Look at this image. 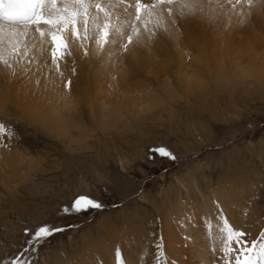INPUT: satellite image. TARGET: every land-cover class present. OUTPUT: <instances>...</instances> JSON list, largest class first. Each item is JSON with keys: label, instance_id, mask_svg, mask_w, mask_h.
Segmentation results:
<instances>
[{"label": "rangeland", "instance_id": "1", "mask_svg": "<svg viewBox=\"0 0 264 264\" xmlns=\"http://www.w3.org/2000/svg\"><path fill=\"white\" fill-rule=\"evenodd\" d=\"M100 2L120 31L112 29L110 42L90 51L105 17L100 12L93 21L97 9L89 7L87 36L83 19L77 24L84 58L75 59L72 49L54 60L50 36L33 28L15 38L3 34L12 57L48 59L65 80L69 64L65 86L76 100L67 112L57 104L50 117L39 103L30 115L16 96L0 104V122L15 132L0 135V264H120L118 251L125 264H235V254L223 251L225 221L259 251L264 0L161 5L139 21L136 0ZM140 39L135 61L130 53ZM212 54L224 65L220 83ZM117 72L126 93L113 90L116 100L108 102L99 84H114ZM68 119L65 126L59 121ZM80 194L103 207L62 211ZM45 223L63 231L33 239ZM190 243L208 254L192 257Z\"/></svg>", "mask_w": 264, "mask_h": 264}, {"label": "snow or ice", "instance_id": "2", "mask_svg": "<svg viewBox=\"0 0 264 264\" xmlns=\"http://www.w3.org/2000/svg\"><path fill=\"white\" fill-rule=\"evenodd\" d=\"M237 2H240V0H237ZM245 2L252 4L253 0H245ZM176 3L188 6L191 0H155L150 5L142 3V0H136L134 5L136 10L135 19L137 21L141 20V13H144L147 17H151L157 7ZM92 6L97 9L93 21L99 17L100 12L104 13L105 20L102 28L101 25H96L98 29H101L98 43L103 47L110 42L109 36L111 30L114 29L116 32H119L120 29L114 25L110 26L109 17L111 14L102 6L100 0H0V41H2L5 31H7L10 38H15L27 35L28 30L33 28L35 32L39 33L41 38L46 35L51 36V42L54 45L53 58L54 60L57 58V53L62 58L70 54L69 44L65 38V34L69 31V26H71L73 35L79 39L80 31L77 29V24L79 19L82 18L85 25L83 33L87 36L88 29L86 25L90 15L88 9ZM167 10L169 13L172 11L170 7ZM133 32L137 33L138 29L133 28ZM127 40L131 43L132 36H128ZM124 47L126 50L127 44ZM12 50H16L15 44H13ZM0 61L7 64V60L4 59L3 55H0ZM0 135L14 136L15 132L8 125L0 122ZM155 151L164 156H172L171 152L164 147H159ZM101 207H103L101 202L91 197L90 194H80L70 206H65L62 211L65 213H78L86 211L89 208ZM60 231H63V229L45 223L35 229L33 239H43ZM222 231L226 233L222 237L223 251L225 255L235 254V264H264V243L259 245V251H257V242L255 240L249 242L245 238L246 233L233 228L227 221H225ZM261 235L264 236V233ZM249 244H251V247H249ZM118 258H120V264H125V260L120 256L119 251ZM228 264H231V261Z\"/></svg>", "mask_w": 264, "mask_h": 264}, {"label": "bare ground", "instance_id": "3", "mask_svg": "<svg viewBox=\"0 0 264 264\" xmlns=\"http://www.w3.org/2000/svg\"><path fill=\"white\" fill-rule=\"evenodd\" d=\"M121 1L128 2L130 0H121ZM146 1H148V0H146ZM134 2H135V0H134ZM121 8H123V7H121ZM82 22H83V20H82ZM49 38H50L49 39L50 46L53 50L54 45L51 42V36ZM65 38L69 44L70 51L72 49L74 51V55H73L74 58L75 59H77L78 57L84 58L86 54L83 50L85 48L84 47L81 48L82 43L80 42L82 40L84 42V39L81 38V36L79 37V39H77L71 31V26L69 27V31L65 34ZM89 39H90V36H89ZM86 40H87V38H86ZM90 43H92V45H91L92 48L90 47V51H92V52L96 51V48H97L96 45H98V46L100 45V44H98L97 35L94 38L92 37V41H90ZM139 43L140 44L137 43L138 47L133 48V50L130 53V55H132V56H130L131 59L134 58L135 61L137 60L135 56H137V54L139 55L140 50L142 51L144 48V46H143L144 44L142 42V39L139 40ZM203 46L204 45H202V47ZM8 48L9 47L5 44V39L3 36L2 41H0V55H3L4 59L7 60V64L0 61V104H4L7 100V97L13 98L16 96L19 99V102L25 108H28L29 111L30 110L33 111V113L30 115L35 114L36 113L35 108H36V110L39 109L40 108L39 105H40L42 110H45L46 113L49 114V117L52 116L50 114L53 113L52 111L54 109H56V110L58 109L56 107L57 104L59 105L60 109L63 110V112H67V111L71 110V108H72L70 106L71 104H72V106L73 105L75 106L74 100H76V99L73 96H71L70 94H68L66 91V86H67V84H69L68 83V81H69L68 77L69 76L67 75V74H69V69H70L69 64L65 65V68H64L65 72L63 73V75L67 77V79L65 80V77H63V76L59 75L57 72H55L54 71L55 69L54 70L52 69L50 61L48 59L47 60L44 59V60L39 61L35 64H33V63L29 64L24 59V57L21 55L19 57H16V56L12 57ZM202 50H204V49L202 48ZM75 52H76V54H75ZM57 54H59V53H57ZM219 58L220 57L218 54H212L211 55V62H210L211 68H213V70H214L213 75L215 78V82L217 81L218 83H220L222 80H225V78L223 79V77H224L223 66L224 65L219 63ZM80 60H82V59H80ZM235 62H236V60H235ZM117 74H118V78L116 79V82H114V84L110 83V81L106 82L104 78L101 79L100 84H99L100 85L99 87H101V91L104 90V93L107 94V101L108 102H112L115 99V96H117L116 94H113V90H116V91L120 90V93L122 95L126 93V89H125L126 87L121 82V80H123L122 79L123 76L118 72H117ZM221 77H222V79H221ZM65 83H66V86H65ZM117 88H119V89H117ZM50 102H54V104H51ZM59 102H61V104H59ZM37 103H39V105ZM35 105H36V107H35ZM46 113H45V115H46ZM51 119H55L54 116ZM59 121L63 126H65V124L67 122H69L70 120L69 119H68V121L64 120L65 122L61 121V120H59ZM55 123H57V122H55ZM172 240H175L177 242V245H178L179 241H178V238L176 235L172 236L171 242H172ZM197 240L194 239V241H197ZM189 245H190L189 252L191 253L192 257H196V255H202L204 257L208 254V251L205 250L206 249L205 247L201 248V245H202L201 243L198 244L197 247H196L195 243H193V244L190 243ZM172 252H174V254L177 253V252H175V248H173V247H172Z\"/></svg>", "mask_w": 264, "mask_h": 264}]
</instances>
